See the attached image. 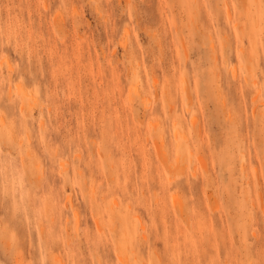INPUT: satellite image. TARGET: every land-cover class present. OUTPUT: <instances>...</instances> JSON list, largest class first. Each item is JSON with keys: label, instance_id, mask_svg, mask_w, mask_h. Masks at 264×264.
I'll use <instances>...</instances> for the list:
<instances>
[{"label": "rangeland", "instance_id": "rangeland-1", "mask_svg": "<svg viewBox=\"0 0 264 264\" xmlns=\"http://www.w3.org/2000/svg\"><path fill=\"white\" fill-rule=\"evenodd\" d=\"M70 1L81 5L75 16ZM134 2L138 15L130 24L129 0H0V57L19 65L13 80L22 75L33 89L12 104L15 87L3 84L7 68L0 74V139L6 142L0 146V173L8 171L9 158L17 170L32 158L38 167L34 181L51 188L38 193L26 175L11 192L0 176V237L8 221L17 234L14 251L6 252L0 238L1 261L264 264V0ZM94 4L110 14V23ZM184 83L192 93L188 104L175 95ZM163 91L188 120L184 135L190 139L180 141L181 151L188 144L192 151L182 154L186 173H174V128L162 113ZM189 114L198 118L200 136L189 126ZM55 116H63L62 122ZM160 144L170 151H163L171 156H165L167 165L157 157ZM171 177L175 196L162 190ZM21 193L31 199L21 201ZM41 199L49 201L48 212ZM49 240L76 246V258L70 260L71 250L65 255L61 245L45 248Z\"/></svg>", "mask_w": 264, "mask_h": 264}, {"label": "bare ground", "instance_id": "bare-ground-1", "mask_svg": "<svg viewBox=\"0 0 264 264\" xmlns=\"http://www.w3.org/2000/svg\"><path fill=\"white\" fill-rule=\"evenodd\" d=\"M76 1V0H75ZM128 1V0H127ZM70 2H72V1H70ZM73 3V2H72ZM47 4V3H46ZM68 4H71V3H68ZM49 5V4H48ZM75 3H73L72 5H70V11L73 13V15L75 16L76 14H77V7H75ZM47 6V5H46ZM66 7V6H65ZM47 8V7H46ZM227 16H229L230 17V13L227 11ZM226 16V17H227ZM231 16H232V14H231ZM231 18V17H230ZM230 18H227V19H230ZM232 19V18H231ZM127 36H128V34H127ZM127 41V40H126ZM125 41V42H126ZM123 45H124V42H123ZM124 46H126V43H125V45ZM39 47V46H38ZM45 47V46H44ZM43 47V48H44ZM80 47V46H79ZM46 48V47H45ZM212 48H214V46L212 47ZM48 50V49H47ZM51 50V49H50ZM57 50V49H56ZM55 50V51H56ZM80 50V49H79ZM46 51V50H45ZM160 51H161V49H160ZM58 52V51H57ZM62 54V53H61ZM84 54H85V52H84ZM51 55V54H50ZM129 55V54H128ZM44 56V55H43ZM56 56V55H55ZM51 58V57H50ZM52 59V58H51ZM55 60V59H54ZM59 60V59H58ZM53 61V60H52ZM63 61V60H62ZM64 62V61H63ZM50 63V62H49ZM53 63V62H52ZM58 63V62H57ZM176 63V62H175ZM142 64H144V63H142ZM63 65V64H62ZM40 66V65H39ZM175 66V65H174ZM173 66V67H174ZM41 67V66H40ZM62 67V66H61ZM143 68H144V66H142ZM51 68V67H50ZM87 68V67H86ZM90 68H92L91 66H90ZM88 69V68H87ZM145 69V68H144ZM178 69H180V68H178ZM49 70V69H48ZM53 70V69H52ZM62 70H63V68H62ZM43 71V70H42ZM54 71H56V70H54ZM67 71H68V69H67ZM92 71V70H91ZM90 71V72H91ZM94 71V70H93ZM176 71H178V70H176ZM98 72V71H97ZM67 73V72H66ZM178 73V72H177ZM50 74H52V73H50ZM64 74V73H63ZM90 74V73H89ZM102 74V73H101ZM106 74V73H105ZM174 74H175V72H174ZM180 74V73H179ZM60 75H61V73H60ZM65 75V74H64ZM108 75V74H107ZM176 75V74H175ZM235 75H237V74H235ZM59 76V75H58ZM57 76V78H59ZM96 76V75H95ZM94 76V77H95ZM106 76V75H105ZM139 77H140V79L142 78L141 77V75L139 74L138 75ZM173 76V75H172ZM171 76V77H172ZM177 76V75H176ZM175 76V77H176ZM61 77V76H60ZM98 77V76H97ZM179 76H177V78H178ZM52 78V77H51ZM69 78V77H68ZM88 78V77H87ZM100 78H101V75H100ZM108 79H109V76L107 77ZM64 79H65V77H64ZM103 79V78H102ZM116 79V78H115ZM52 80V79H51ZM50 80V81H51ZM53 80H56L55 79V77H54V79ZM58 80V79H57ZM56 80V81H57ZM67 80V79H66ZM73 80V79H72ZM104 80H105V78H104ZM107 80V79H106ZM172 81L171 82H173V79H171ZM95 81V80H94ZM116 81V80H115ZM112 82V81H111ZM159 82V81H158ZM180 82V81H179ZM185 82V81H184ZM48 83V82H47ZM50 83V85H51V83L52 82H49ZM73 83V82H72ZM95 83V82H94ZM103 83V82H102ZM107 83V82H106ZM153 83H154V87L155 88H157L156 90H158V85H157V80L154 78V80H153ZM160 83V82H159ZM173 83H175V81L173 82ZM177 83V82H176ZM181 83V82H180ZM186 83H187V81H186ZM186 83H184V85L186 84ZM53 84V83H52ZM101 84V83H100ZM167 84V83H166ZM172 84V83H171ZM188 84V83H187ZM57 85V84H56ZM73 85V84H72ZM106 85V84H105ZM107 85H109V84H107ZM115 85V84H114ZM117 85L120 87V83H119V81H118V83H117ZM182 85V84H181ZM189 85V84H188ZM252 85L253 86H255L256 85V83L255 82H252ZM48 86V85H47ZM69 86V85H68ZM74 86H76V84L74 85ZM94 86H95V84H94ZM117 86V87H118ZM156 86H158V87H156ZM162 86V85H161ZM168 86V85H167ZM172 86H173V84L171 85V87L170 88H172ZM46 87V86H45ZM78 87V86H77ZM116 87V86H115ZM174 87H175V85H174ZM178 87V86H177ZM188 88H189V90H190V87L189 86H187ZM186 87V85L181 89V88H179V89H181V90H177V89H175L176 90V93H175V95H176V97H177V95L179 94V95H181L182 96V98L184 99V100H186V101H188L187 102V104L188 103H190L189 101H190V99H191V97L192 96H190V94L192 95V93H191V91H190V93H189V90H188V88ZM67 88H69V87H67ZM96 88V87H95ZM99 88H101V87H99ZM106 88V87H105ZM169 88V87H168ZM51 89V88H50ZM80 89V88H79ZM112 89V88H111ZM117 89V88H116ZM165 89V88H164ZM43 90H45V89H43ZM68 90H70L71 91V89H68ZM97 90V89H96ZM96 90H95V94H96ZM101 90H105V89H101ZM110 90V89H109ZM162 90V89H161ZM46 91H47V89H46ZM49 91V90H48ZM54 91V90H53ZM58 91V90H57ZM79 91V90H78ZM108 91V90H107ZM112 91V94H113V89L111 90ZM69 92V91H68ZM120 92H123V91H120ZM119 92V93H120ZM158 92V91H157ZM56 93H58V92H56ZM72 93V92H71ZM79 93V92H78ZM77 93V94H78ZM108 93H109V91H108ZM107 93V94H108ZM162 93V92H161ZM59 94V93H58ZM74 94V93H73ZM98 95H99V93H97ZM101 94H102V92H101ZM197 94V93H196ZM43 95H44V93H43ZM47 95V94H46ZM51 95H52V93H51ZM67 95H68V93H67ZM66 95V96H67ZM72 95V94H71ZM111 95V94H110ZM137 95H139L140 96V98L143 100V99H145V100H143V101H145L146 102V97H145V95H142L141 93H138ZM164 97H165V99H164V97H163V99H164V104H163V106H162V110H163V112L162 113H164V117H165V119L166 120H168V122L171 124V126L174 128V132H173V134L171 135V138H170V142H169V144H171V147L173 148V150H174V152H176V155H177V161H176V167H175V171L177 170H179L180 169V172H181V168H182V173L184 172V173H186V170L184 169L183 170V167H184V165H185V163H186V161H184L183 162V160H185V158L183 157V160H182V154L183 153H187V152H192L191 151V148H190V146H189V144L187 145V147H185L184 149H183V151H181V149H180V141L181 140H186L187 141V143H188V139H190V138H187V136L186 135H184V129L185 128H187L188 127V120L185 118V115L183 114H179L178 113V111H177V107H176V104H175V101L172 99V96H171V94H169V93H167V91H163V94H162ZM185 95V96H184ZM56 97H57V95H55ZM54 96V97H55ZM58 96H60V95H58ZM64 96V95H63ZM65 96V97H66ZM74 96H75V94H74ZM102 96V95H101ZM104 96V95H103ZM108 96V95H107ZM106 96V99L108 98ZM180 96V97H181ZM70 97H72V96H69V98ZM98 97V96H97ZM105 97V96H104ZM121 97H124V95L123 96H121ZM145 97V98H144ZM76 98V97H75ZM80 98V97H79ZM148 98H150V97H148ZM181 98V99H182ZM51 99V98H50ZM60 99V98H59ZM109 99V98H108ZM107 99V100H108ZM124 99V98H123ZM69 100V99H68ZM141 100V101H142ZM148 100V99H147ZM150 101H152L151 100V98L149 99ZM161 100V99H160ZM49 101V100H48ZM70 101V100H69ZM69 101H68V103H69ZM123 101V100H122ZM142 101V102H143ZM150 101H147L148 103L150 102ZM193 101V100H192ZM57 102H58V99H57ZM62 102V101H61ZM124 102V101H123ZM181 102V101H180ZM54 103V102H53ZM56 103V102H55ZM72 103V102H71ZM80 103V102H79ZM110 103V102H109ZM153 102H151V104H152ZM192 104H194V101L193 102H191ZM223 103H226V102H223ZM223 103L222 104H220V105H223ZM63 104V102L61 103V105ZM46 105V104H45ZM72 105V104H71ZM125 105V104H124ZM142 105H143V103H142ZM153 105V104H152ZM225 105V104H224ZM36 106H37V104H36ZM55 106H56V108L58 109V105L57 104H55ZM96 106V105H95ZM109 106H111V105H109ZM188 106H191L190 104L188 105ZM193 106V105H192ZM226 106V105H225ZM224 106V107H225ZM43 107H44V105H43ZM51 107V106H50ZM61 107H63V105L61 106ZM116 107V106H115ZM150 107L152 108V106L150 105ZM186 107V106H185ZM194 107V106H193ZM224 107H222L221 106V108L223 109ZM45 108V107H44ZM74 108V107H73ZM146 108H149V106H146ZM195 108V107H194ZM48 109V108H47ZM59 109H60V107H59ZM65 109H66V107H65ZM150 109V108H149ZM187 109L189 110V108L187 107ZM186 109V110H187ZM63 110H64V107H63ZM71 110V109H70ZM73 110V109H72ZM116 110V109H115ZM153 110V109H152ZM151 110V111H152ZM187 110V113H189V111ZM49 111V110H48ZM69 111V110H68ZM84 111V110H83ZM102 111H105V108L102 110ZM150 111V112H151ZM184 111V110H183ZM182 111V112H183ZM191 111V110H190ZM223 111H225L224 109H223ZM58 112V111H57ZM59 112H61V111H59ZM64 112H65V110H64ZM63 112V113H64ZM67 112V111H66ZM75 112V111H74ZM95 112V111H94ZM99 112V111H98ZM106 112V111H105ZM149 112V113H150ZM62 113V112H61ZM70 113H72V112H70ZM97 113V112H96ZM185 113V112H184ZM224 113V112H223ZM51 114V113H50ZM60 114V113H59ZM66 113H64V115H65ZM68 114V113H67ZM91 114H92V112H91ZM56 115H58L57 113H56ZM70 116H73L74 114H69ZM84 115V114H83ZM82 115V116H83ZM109 115V114H108ZM112 115V114H111ZM151 115V114H150ZM163 115V114H162ZM190 115V114H189ZM76 116V115H75ZM97 116V115H96ZM51 117V116H50ZM63 117V116H62ZM61 117V120L63 119ZM104 117V116H103ZM55 118H56V116H55ZM67 118V117H66ZM53 119H54V117H53ZM72 119V118H71ZM81 119H83V118H81ZM93 119V118H92ZM197 119L198 118H196L194 115H190V123H189V126L191 127V129L194 131V134L196 133V134H199V136L202 134V133H204V131L202 132L201 130V132L197 129V125H198V121H197ZM55 120H59V121H61L59 118L57 119H55ZM66 120V119H65ZM75 120H77V119H75ZM58 121V122H59ZM83 121V120H82ZM81 121V122H82ZM163 121V120H162ZM57 122V123H58ZM62 122V121H61ZM72 122V121H71ZM70 122V123H71ZM76 122H78V120L76 121ZM165 122V121H164ZM167 122V121H166ZM53 123V122H52ZM65 123V122H64ZM79 123V122H78ZM77 123V124H78ZM84 123V122H83ZM77 124H76V127H77ZM85 124V123H84ZM165 124H167V123H165ZM73 125V124H72ZM71 125V126H72ZM82 125V124H81ZM163 125V124H162ZM61 126V125H60ZM69 126H70V124H69ZM70 126V127H71ZM79 126H80V124H79ZM79 126H78V128H79ZM95 126V125H94ZM165 126V125H164ZM164 126H161V129L159 130V134H160V140L162 141V142H164V144H166V132H165V129H164ZM199 126H200V123H199ZM199 126H198V128H199ZM63 127V126H62ZM90 128L89 127V125L88 126H86V128ZM202 127V126H201ZM200 127V128H201ZM55 128V127H54ZM199 128V129H200ZM204 128V127H203ZM72 129V128H71ZM82 129V128H81ZM84 127H83V131H84ZM94 129H96V128H94ZM100 129V128H99ZM57 130V129H56ZM55 129H54V131L55 132H57ZM86 130V129H85ZM88 130V129H87ZM86 130V131H87ZM198 130V131H197ZM1 131H3V129H1L0 128V132ZM53 131V130H52ZM53 131V132H54ZM76 131V130H75ZM80 131V130H79ZM82 131V132H83ZM85 131V132H86ZM97 131V130H96ZM103 131V130H102ZM54 132V133H55ZM67 132H68V130H67ZM71 134H72V132L71 131H69ZM98 132V131H97ZM77 133H78V130H77ZM84 133V132H83ZM82 133V134H83ZM88 133H89V130H88ZM94 133H95V131H94ZM93 133V134H94ZM99 133V132H98ZM97 133V134H98ZM201 133V134H200ZM51 134H52V132H51ZM68 135H69V133H68ZM68 135H66V136H68ZM73 135V134H72ZM71 135V136H72ZM84 135V134H83ZM70 136V135H69ZM68 136V137H69ZM70 136V137H71ZM79 136V135H78ZM69 137V138H70ZM74 137H76V136H74ZM169 137V136H168ZM196 137V136H195ZM85 138V137H84ZM200 138V140L202 139L201 137H199ZM53 139H55V138H53ZM75 139V138H74ZM196 139V138H195ZM79 140V139H78ZM84 140V139H83ZM165 140V141H164ZM198 140V139H197ZM196 140V141H197ZM205 140V139H204ZM62 141V140H61ZM70 141V140H69ZM54 142V141H53ZM56 142V141H55ZM66 142H67V140H66ZM82 143H83V141H82ZM189 143H191V142H189ZM6 144V142L3 140H1L0 139V146H4ZM51 144H53V143H51ZM65 144V143H64ZM76 144H77V142H76ZM163 144V143H162ZM163 144V145H164ZM79 145V144H78ZM161 145V144H160ZM156 145V154H157V157H158V159H159V161L163 164V165H167L169 162L167 161L169 158H167V160H165V156H167L168 154H165L166 152L168 153V152H170V151H167V149L164 151L163 149L165 148V146H163V145ZM200 145V144H199ZM30 147V146H29ZM163 147V148H162ZM171 147H169V148H171ZM201 146H199L198 148H200ZM206 148H207V146H206ZM51 149H53L52 147H51ZM194 150V149H193ZM165 153H164V152ZM200 151V150H199ZM202 151V150H201ZM80 152V151H79ZM78 152V153H79ZM53 153H55L56 155H58V152H57V150L56 151H54ZM173 153L171 152V155H172ZM200 154V153H199ZM31 155V153H28L27 154V156H30ZM80 156L81 155H79V158H80ZM170 158H171V156L170 155H168ZM167 156V157H168ZM1 159H2V157H1ZM200 159L202 160L203 158H201V156H200ZM200 159L198 158V160L200 161ZM11 158H9V161H7L8 162V164L7 165H9V167H8V171L4 174V175H2L3 173L1 172L0 174V176H1V178L3 179V181H5V183H6V185H8L9 186V189L11 190V189H13V187H15L16 186V188H17V186H21V184L23 183V181H25V176L27 175V177H28V179H29V182H31V183H34L35 184V187L38 189V193H40V194H48V193H50V191H51V188H50V184H49V182H45V181H42V180H40V179H38V180H35L34 181V176L35 175H33V173L35 172V170L38 168L37 167V165H36V167H34V165L36 164L35 163V160L34 159H32V158H28V160H26V163H24L23 161H21V170H17V169H13V166H12V162H11ZM187 160V159H186ZM198 161V162H199ZM168 162V163H167ZM24 163V164H23ZM61 164H60V166H62V168L64 169V170H66V169H68V166H67V164L65 163V161H63V160H61V162H60ZM100 163V162H99ZM165 163V164H164ZM171 163V162H170ZM201 163H202V161H201ZM200 163V164H201ZM1 164V163H0ZM3 164V163H2ZM85 164V163H84ZM184 164V165H183ZM187 164V163H186ZM81 165V164H80ZM2 166V165H1ZM93 166V165H92ZM186 166H187V168H188V165H185V168H186ZM205 167V165L202 167V165H201V168H203L204 170L205 169H207V168H204ZM6 168V167H5ZM95 168H96V165H95ZM0 169H1V167H0ZM1 170H3V168L1 169ZM5 170V169H4ZM80 170V169H79ZM100 170H102V169H100ZM98 171V170H97ZM177 171L176 172H174V173H177ZM195 171H196V169H195ZM206 172H207V170H205ZM91 172H92V170H91ZM173 173V172H172ZM172 174V176L173 175H175V174ZM97 174H99V173H97ZM100 174H103V173H100ZM177 174H180V173H177ZM197 174V173H196ZM92 176H93V174H91ZM187 175V174H186ZM193 177H196L195 175L193 176ZM173 177H171V178H168L169 180L170 179H172ZM176 177H174V181L176 180L175 179ZM94 179V178H93ZM167 179V180H168ZM171 181V180H170ZM174 183V182H173ZM173 183H171L172 185H173ZM165 186V185H164ZM167 186V185H166ZM19 189V188H18ZM20 190V189H19ZM13 190H11V192H12ZM107 194V193H106ZM11 196L12 195H14V194H10ZM109 195V194H108ZM107 196V195H106ZM20 198V200L21 201H23V200H29V199H31L29 196H27V195H23V193H21L20 194V196H19ZM24 197V198H23ZM33 200V199H32ZM29 202H31V201H29ZM40 205L41 206H44V210L45 211H47L48 212V208L50 209V207H49V201L48 200H46V199H41V203H40ZM164 210H165V208H164ZM163 210V211H164ZM184 210V208L183 209H181V211H183ZM76 213V212H75ZM164 213V212H163ZM76 215V217H78V215L77 214H75ZM198 215V214H197ZM137 218V217H136ZM54 222H56V221H54ZM96 225L98 226V223L96 222ZM99 228V230H100V227H98ZM75 229H76V231H80V226H79V222H77V224H76V226H75ZM52 238H53V240H55L56 241V239H54V237L52 236ZM55 241H52V240H49V241H47L45 244H46V247L45 248H54L55 247V245H61L62 246V248H63V251L65 252V250H71V252L69 253V254H71L70 256H68V258L70 257V260L71 259H74V257H75V250H78L77 248H76V246H74V247H72V246H70V245H67V244H64L63 242H61V241H59V243L58 242H55ZM99 243V242H98ZM96 245V244H95ZM94 245V246H95ZM60 247V246H59ZM62 250V249H61ZM188 251V250H187ZM195 251V250H194ZM194 251H192V252H194ZM65 255H66V252H65ZM76 258V257H75ZM79 258V257H78ZM227 258V257H226ZM78 260V259H77ZM211 260H213V259H211ZM215 260V259H214ZM60 261V260H59ZM74 261V260H73ZM216 261V260H215ZM228 261V260H227ZM56 262L58 263V261L56 260ZM62 262V261H61ZM74 263V262H73ZM76 263H77V261H76ZM0 264H4L3 263V261H1V258H0ZM59 264V263H58ZM60 264H62V263H60ZM209 264H211V263H209ZM214 264H215V262H214ZM226 264H227V262H226Z\"/></svg>", "mask_w": 264, "mask_h": 264}, {"label": "snow or ice", "instance_id": "snow-or-ice-1", "mask_svg": "<svg viewBox=\"0 0 264 264\" xmlns=\"http://www.w3.org/2000/svg\"><path fill=\"white\" fill-rule=\"evenodd\" d=\"M92 6L97 10V12H99L101 17H106V19H105L106 23L111 22L110 14H106L102 5L94 4ZM59 7L63 8V7H65V5H60ZM75 7L79 8V7H81V5L77 4V5H75ZM233 7H235V5H233ZM261 7L264 8V4H262ZM57 11H59V9H57ZM137 15H138L137 6H136L134 0H129V3L127 5V9H126V17L129 19L130 24L136 19ZM8 45L9 46L12 45L11 35L8 36ZM16 50L19 53V45L18 44L16 46ZM30 55L31 54L29 53V56ZM0 60L3 61V62H0V74H3L5 72V68H7V75L5 76V78L3 80L4 86L6 88H9V89H11L14 86L15 90H16V98H15V100L11 101L10 103L15 104L17 102L22 101V99H24L25 97L30 96L33 89L31 88L30 85L25 84L23 76L21 75L18 80H13V78H12L13 71H15L19 67V65L12 66V65L7 64L6 57H0ZM5 113H8L7 109H5ZM70 182H72L74 186H76V184H77V181L75 179H70ZM171 183H172L171 181H168L167 186H164V182H162V190L169 192V193H172L173 196H175V193L172 192ZM178 191H179V189L177 188L176 192H178ZM10 223L11 222L8 221V222H5L3 224L4 231H3L2 237H0L4 241V249L6 252L14 251L16 249V246H17V234L10 227ZM4 264H12V262L5 261ZM109 264H115V262L111 261V262H109ZM163 264H167V261L163 262Z\"/></svg>", "mask_w": 264, "mask_h": 264}]
</instances>
